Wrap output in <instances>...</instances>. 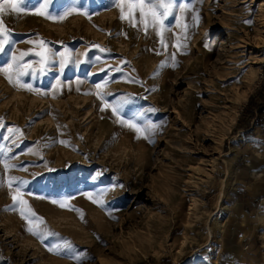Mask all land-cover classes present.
I'll return each mask as SVG.
<instances>
[{
    "label": "rangeland",
    "instance_id": "obj_1",
    "mask_svg": "<svg viewBox=\"0 0 264 264\" xmlns=\"http://www.w3.org/2000/svg\"><path fill=\"white\" fill-rule=\"evenodd\" d=\"M173 4L146 29L120 0L0 13V69L29 72L0 71V264L236 263L264 207V0Z\"/></svg>",
    "mask_w": 264,
    "mask_h": 264
},
{
    "label": "snow or ice",
    "instance_id": "obj_2",
    "mask_svg": "<svg viewBox=\"0 0 264 264\" xmlns=\"http://www.w3.org/2000/svg\"><path fill=\"white\" fill-rule=\"evenodd\" d=\"M44 2L46 5L48 3V0H44ZM27 3L28 0H3V2H0V13H3L6 8H10L11 11L17 14L22 13L25 10L24 6H26ZM120 3L122 5H125L120 7L121 19L122 20L128 19L129 22L131 23L136 19L135 14L138 12L140 17L138 22L144 24L145 29L148 27L149 24H151L153 27L155 26L163 27V18L167 17L170 14L172 8L174 7L173 0H120ZM160 9H162L163 11L162 12L159 11ZM126 10H127V16H125ZM35 14L42 16L46 15L44 11H39V10ZM47 18L55 19L50 15H48ZM60 19H63V17H61ZM8 38H9L8 29L4 25L3 19L0 18V53L5 51V44L8 43ZM161 43L163 44V40L161 41ZM38 46L41 49V51L36 52L35 55L39 57V63L41 65L39 71L43 72L45 70V66H47V64L51 62L50 59L51 54H50V50L47 48L46 41L40 40ZM24 55H26V53H21L19 57L13 55L12 64H9L6 68L0 69V71H3L6 74H8L7 79L9 80L10 83L14 82L13 75H15L16 77H22L29 74V72L25 70L28 66L19 63V60ZM61 57H62L61 68H63L65 66V63L67 62V57H65L64 54H61ZM31 74L35 75L36 70L33 69ZM21 86L25 87L27 90L30 91H37L33 89L31 85L22 84ZM46 94L47 93H45V95ZM112 111L114 114H118L117 107H113ZM120 122L122 124H126L129 128L135 129L137 133L142 131V129L133 122L124 121V120H121ZM7 131L9 132L8 139H11L12 133L19 132L20 130L13 127H9ZM5 167H8V165H5ZM13 200L18 201L19 204L21 205L20 214L22 217H24L25 219L31 218V220H37L41 223L43 222L41 218L36 216L35 212H33L30 207L27 208L25 207L27 205V201L23 200L19 195L13 196ZM53 203H56V201H53ZM61 206L63 207L64 205L61 204ZM28 231L31 232L33 235H39V233L35 232L32 227H29ZM65 247L70 249L72 245L70 242L65 241ZM75 259H77V261H80L82 257L77 256L75 257Z\"/></svg>",
    "mask_w": 264,
    "mask_h": 264
},
{
    "label": "crops",
    "instance_id": "obj_3",
    "mask_svg": "<svg viewBox=\"0 0 264 264\" xmlns=\"http://www.w3.org/2000/svg\"><path fill=\"white\" fill-rule=\"evenodd\" d=\"M257 127L258 133L263 135V124ZM249 179L252 180L253 177L250 176ZM257 216H261L260 221L257 220ZM245 224V229L250 232L253 231L254 234H249L248 240L240 246L241 252L237 256L235 264H264V207H251L248 215L246 214Z\"/></svg>",
    "mask_w": 264,
    "mask_h": 264
},
{
    "label": "bare ground",
    "instance_id": "obj_4",
    "mask_svg": "<svg viewBox=\"0 0 264 264\" xmlns=\"http://www.w3.org/2000/svg\"><path fill=\"white\" fill-rule=\"evenodd\" d=\"M105 241V240H104ZM101 243V242H100ZM104 243H106V242H104ZM133 248V247H132ZM131 249V247L129 248V250ZM133 252V251H132ZM106 260L107 259H104V258H101L100 259V262L102 263V264H105L106 263Z\"/></svg>",
    "mask_w": 264,
    "mask_h": 264
},
{
    "label": "trees",
    "instance_id": "obj_5",
    "mask_svg": "<svg viewBox=\"0 0 264 264\" xmlns=\"http://www.w3.org/2000/svg\"><path fill=\"white\" fill-rule=\"evenodd\" d=\"M250 99H251V97H249L248 102H249Z\"/></svg>",
    "mask_w": 264,
    "mask_h": 264
}]
</instances>
